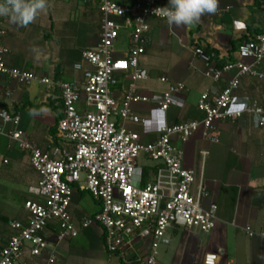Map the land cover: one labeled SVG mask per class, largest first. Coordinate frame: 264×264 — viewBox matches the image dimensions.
Wrapping results in <instances>:
<instances>
[{
    "label": "built area",
    "instance_id": "1",
    "mask_svg": "<svg viewBox=\"0 0 264 264\" xmlns=\"http://www.w3.org/2000/svg\"><path fill=\"white\" fill-rule=\"evenodd\" d=\"M2 2V0H0ZM94 4L100 14L99 40L80 54L72 69L80 77L58 82L38 78L33 72L10 68L5 57L6 29L0 17V76L20 86L38 81L48 93H58L60 113L55 123L51 146L40 149L26 139L18 128L19 116L0 109V137H6L28 155L38 176L28 188L32 197L25 201V222L8 224L11 234L0 248V264H31L46 256V264L56 260V248L92 227L101 231L102 243L109 256L121 264H158L161 247L170 239L171 227L210 234L217 221V205H202L205 187L194 170L183 165L179 144L198 131L217 143L213 136L217 122H242L252 118L254 126L264 128V108L258 100L237 93L244 77L264 82V28L248 41L236 45L237 58L215 65L203 47L194 46L193 56L204 65L203 74L212 83L225 79L216 93L203 92L195 110L199 118L157 126L154 141H146L128 124L143 125L147 118L137 115L134 104H147L150 98L138 92L137 83L149 81L141 71L140 60L148 45L149 21H165L154 9L164 7L160 0H140L121 5L116 0H84ZM128 32V49L122 57L116 45L120 33ZM241 60H250L245 64ZM169 83V78H158ZM185 90L181 82L171 83L162 92L154 111L166 114L181 104ZM264 95V85L262 88ZM11 98V92L5 93ZM10 126V130H5ZM140 154L162 165L173 179L142 183L137 168ZM140 174H139V173ZM160 178V177H159ZM85 193L99 203V209L76 221L71 214L75 195ZM253 236L249 228H245ZM264 240V232L260 234Z\"/></svg>",
    "mask_w": 264,
    "mask_h": 264
},
{
    "label": "crops",
    "instance_id": "2",
    "mask_svg": "<svg viewBox=\"0 0 264 264\" xmlns=\"http://www.w3.org/2000/svg\"><path fill=\"white\" fill-rule=\"evenodd\" d=\"M82 1L49 0L48 11L27 27L13 24L6 18L4 43L9 49L6 65L58 82L80 77L73 71L72 64L80 60L83 50L97 44L100 22L97 7ZM116 1L126 6L140 0ZM160 1L164 7L168 5V0ZM73 11L82 22L75 29V34L69 33L75 37L76 44L70 47L62 30L70 24ZM149 24L151 30L140 69L150 76V80L142 83L138 92L151 100L147 104L132 106L137 115L146 117L148 121L145 126L130 123L128 127L151 142L156 139L157 126L163 121L174 124L199 118L195 110L199 96L205 91L211 94L218 92L228 78L212 83L205 77L204 65L193 56V47L207 45L217 52L219 59L228 58L231 51L236 54L235 48L241 38H252L263 31L264 1L260 7H255L253 0H219L216 14L205 15L199 23L190 26L170 28L165 21L153 19ZM122 33L124 31L120 38ZM241 61L251 63L250 60ZM260 69L264 71V61ZM160 77L169 78V83L160 84ZM174 82L185 86L184 92L178 96L181 104L170 108L166 114L154 111L160 94ZM148 83L162 85L163 91H155ZM263 85V81L244 77L237 94L258 100L264 108ZM7 91L11 92V98L5 97ZM60 105L58 93H48L38 81L20 86L0 76V109L17 114L20 119L18 128L27 140L42 150L48 149L53 142ZM171 110L177 113H169ZM10 129V126L5 127L6 131ZM213 136L217 137V143L204 139L202 131H198L179 144V148L183 154V165L194 170L197 179L201 175L205 187L202 205H217L215 228L207 235L169 228L170 242L161 247L158 264H264V240L260 237L264 232V128L255 127L252 118L242 122H217ZM148 162L151 163L143 166L137 162L142 183L161 180L169 185L173 182L174 178L162 170L161 164ZM37 180L28 155L1 136L0 248L11 234L8 224L26 221L24 203L32 197L28 188ZM74 198L71 214L76 221L99 209V203L90 197L91 212H84L74 206L77 204V198ZM247 227L253 236H249ZM79 236L87 239L88 246L72 247L69 241L73 239L62 242L56 248V260L52 264H121L116 257L106 253L97 227L83 231L76 238ZM45 259L46 256H42L31 264H46Z\"/></svg>",
    "mask_w": 264,
    "mask_h": 264
},
{
    "label": "clouds",
    "instance_id": "3",
    "mask_svg": "<svg viewBox=\"0 0 264 264\" xmlns=\"http://www.w3.org/2000/svg\"><path fill=\"white\" fill-rule=\"evenodd\" d=\"M50 7L49 0H2L0 17L20 27L34 23L37 17L46 13ZM219 9V0H168L166 7H158L154 12L173 26H190L199 23L205 15H214Z\"/></svg>",
    "mask_w": 264,
    "mask_h": 264
},
{
    "label": "rangeland",
    "instance_id": "4",
    "mask_svg": "<svg viewBox=\"0 0 264 264\" xmlns=\"http://www.w3.org/2000/svg\"><path fill=\"white\" fill-rule=\"evenodd\" d=\"M79 1L83 2L82 0H79ZM81 2H80V4H82ZM81 22L82 21H80V18L78 17V14L75 13V11H73V12H71V15H70V24H68V26L65 27V29L62 30L67 35L68 40H66V42H67L68 46H70V47H74V46H76V44H75V37L74 36L72 37V35H69V33L70 34H72V33L75 34L76 33L75 32V29L81 24ZM54 30L55 31L57 30L56 27H55ZM127 33L128 32L122 33L121 38H120L118 44L116 45V49H117L118 52H120V55L114 54L113 55L114 57H122L124 55V53L127 52V49H128V41H129V38H128V34ZM69 36H71L70 39H69ZM247 61H249V60H246L245 62H247ZM142 83H147V82L146 81H140V82H138L137 83V88ZM148 84H150V83H148ZM160 84L163 85V83H160ZM160 84H157V83L150 84L151 85L150 88H155V91H161L162 88H163V86L160 85ZM156 87H158L159 89H156ZM140 106H139V108H141ZM175 112L173 110L169 111V113H175ZM148 161L149 160H147L143 154H140L139 155V157H138V164L140 166L150 164L151 162H148ZM76 198L77 197H75L74 200ZM76 202H77V204L74 205L75 207L77 206L78 209H80V210H82L84 212H89V213L91 212L90 211V208H91V205H92V199L89 196L85 195V196H83L81 198H77V201ZM69 242H70L71 246L72 247L74 246L75 248L81 247L82 245L84 247H87L88 246L87 245V239L85 237H82V236H79L78 238H75V239H73V240H71Z\"/></svg>",
    "mask_w": 264,
    "mask_h": 264
},
{
    "label": "trees",
    "instance_id": "5",
    "mask_svg": "<svg viewBox=\"0 0 264 264\" xmlns=\"http://www.w3.org/2000/svg\"><path fill=\"white\" fill-rule=\"evenodd\" d=\"M263 1L264 0H253V6L260 7ZM249 39L250 38L243 37L240 40L241 41H248ZM203 49L205 50V52H207L211 56V60L214 62L215 65H221L225 62L233 61L237 58L236 54H232L234 51L229 52L228 58L219 59L217 52L213 49H210L209 46L206 45L203 47ZM85 195H86L85 193H79L78 197H83Z\"/></svg>",
    "mask_w": 264,
    "mask_h": 264
}]
</instances>
